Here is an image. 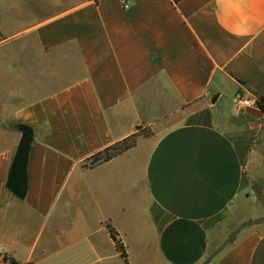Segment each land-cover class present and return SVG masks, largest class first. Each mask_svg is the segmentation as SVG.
<instances>
[{
	"label": "crops",
	"instance_id": "crops-1",
	"mask_svg": "<svg viewBox=\"0 0 264 264\" xmlns=\"http://www.w3.org/2000/svg\"><path fill=\"white\" fill-rule=\"evenodd\" d=\"M3 25L27 29L0 38V264H201L264 203V111L233 104L264 97V0H0ZM209 264H264V224Z\"/></svg>",
	"mask_w": 264,
	"mask_h": 264
},
{
	"label": "water",
	"instance_id": "water-1",
	"mask_svg": "<svg viewBox=\"0 0 264 264\" xmlns=\"http://www.w3.org/2000/svg\"><path fill=\"white\" fill-rule=\"evenodd\" d=\"M215 100L211 101L214 104ZM32 142V132L27 128L21 129V138L17 144L11 164L7 173L5 190L19 201H23L27 192V160ZM264 224V217L253 221L243 222L230 232L227 238L212 251L201 264H209L235 237L245 228L257 227Z\"/></svg>",
	"mask_w": 264,
	"mask_h": 264
},
{
	"label": "trees",
	"instance_id": "trees-1",
	"mask_svg": "<svg viewBox=\"0 0 264 264\" xmlns=\"http://www.w3.org/2000/svg\"><path fill=\"white\" fill-rule=\"evenodd\" d=\"M174 4L179 3L181 0H172ZM256 97V102L255 105L260 111H264V97L259 96L258 94H255ZM134 136L129 138L128 140H124L120 143L115 144L114 146L99 152L95 154L94 156L91 157L90 160V166H94L97 164H101L104 162H107L111 160L112 158L119 156L126 152L127 150L131 149L134 147L135 142H134ZM107 232L109 234L110 239L112 240L115 250L119 254L120 258L126 263V253L123 244L120 242L118 239V234L110 227H106ZM11 264H18L15 261L11 260Z\"/></svg>",
	"mask_w": 264,
	"mask_h": 264
},
{
	"label": "rangeland",
	"instance_id": "rangeland-1",
	"mask_svg": "<svg viewBox=\"0 0 264 264\" xmlns=\"http://www.w3.org/2000/svg\"><path fill=\"white\" fill-rule=\"evenodd\" d=\"M23 22V21H21ZM26 22H29V19H26ZM27 29L26 26H1L0 27V38H5L11 34H17L23 30ZM169 125H173V124H163V128L167 127ZM141 134H143L144 137H146L147 135L149 136L151 133L150 131L145 128V131L143 130V132H141ZM101 185L98 188V196L99 198H101V189H100ZM238 214H240V219H236V220H226L225 221V225H224V233H222V235L228 236L230 231H232L235 227H237L238 225H240L243 222H248V221H253L256 220L258 218L264 217V203H252L250 205H248L247 207H243L242 209L239 210ZM123 264V262H122Z\"/></svg>",
	"mask_w": 264,
	"mask_h": 264
},
{
	"label": "built area",
	"instance_id": "built-area-1",
	"mask_svg": "<svg viewBox=\"0 0 264 264\" xmlns=\"http://www.w3.org/2000/svg\"><path fill=\"white\" fill-rule=\"evenodd\" d=\"M252 99L251 98H244V96L242 94L237 93L234 95L233 104L239 110L251 108V107H253V105L256 102V97L252 96Z\"/></svg>",
	"mask_w": 264,
	"mask_h": 264
}]
</instances>
